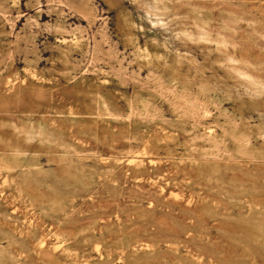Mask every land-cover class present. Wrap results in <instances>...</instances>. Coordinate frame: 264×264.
I'll return each mask as SVG.
<instances>
[{"label":"rangeland","instance_id":"obj_1","mask_svg":"<svg viewBox=\"0 0 264 264\" xmlns=\"http://www.w3.org/2000/svg\"><path fill=\"white\" fill-rule=\"evenodd\" d=\"M0 264H264V0H0Z\"/></svg>","mask_w":264,"mask_h":264}]
</instances>
